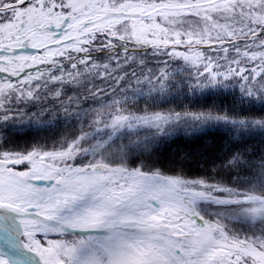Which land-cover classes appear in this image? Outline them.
Here are the masks:
<instances>
[{
	"label": "snow or ice",
	"instance_id": "snow-or-ice-1",
	"mask_svg": "<svg viewBox=\"0 0 264 264\" xmlns=\"http://www.w3.org/2000/svg\"><path fill=\"white\" fill-rule=\"evenodd\" d=\"M0 264H264V0H0Z\"/></svg>",
	"mask_w": 264,
	"mask_h": 264
}]
</instances>
